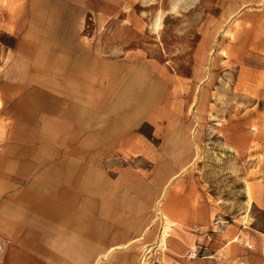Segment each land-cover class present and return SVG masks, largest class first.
<instances>
[{
  "label": "rangeland",
  "instance_id": "rangeland-1",
  "mask_svg": "<svg viewBox=\"0 0 264 264\" xmlns=\"http://www.w3.org/2000/svg\"><path fill=\"white\" fill-rule=\"evenodd\" d=\"M263 5L0 0V98L8 91L1 83L19 69L40 66L44 80L66 83V76L50 72L69 70L52 63L65 56L70 67L82 60L75 81L97 82L86 90L71 88L69 96L60 91L64 101L38 121L3 113L0 99V264H19L22 257L34 262L32 254L40 260L50 252L20 248V242L33 245L38 231L48 230L35 226L31 198L39 191L35 178L51 177L54 162L66 173L77 170L67 169L68 162H86V174L120 184L117 210L137 216L139 232L112 250L117 264H189L211 253L220 262L236 257L235 250L221 249L231 241L264 255ZM106 65L117 70L111 90L99 74ZM143 69L144 83L131 88ZM150 81L158 87L155 96ZM83 91L90 98L86 105L72 103ZM139 109L146 115L136 116ZM107 204L112 210L114 200ZM103 261L96 257L90 264Z\"/></svg>",
  "mask_w": 264,
  "mask_h": 264
},
{
  "label": "crops",
  "instance_id": "crops-1",
  "mask_svg": "<svg viewBox=\"0 0 264 264\" xmlns=\"http://www.w3.org/2000/svg\"><path fill=\"white\" fill-rule=\"evenodd\" d=\"M258 13L263 17L264 5L258 9ZM10 23L11 20H9ZM235 24H239L238 21H235L233 26ZM260 25L262 26L260 34L264 35V18ZM41 49H45L44 43H42ZM52 63L57 67L69 66L66 73L57 71L58 73L55 75V71L50 70L51 73L54 72L55 77L63 78L66 76L68 82L58 83L55 80V82H52L46 78L44 80L39 74L42 73L40 72V66H36L40 68V71L37 68L29 72L26 69H19L18 76H12L13 80L1 83L2 90L8 89L7 92L1 91L2 97L0 99H3L6 108L3 109V113L6 110L8 114L12 113L13 117L17 115L15 119L38 121L42 118L43 112L53 111V108H49L50 106L59 105L64 101L63 97L58 96L60 91L61 94L66 91L69 96V93H73L71 88L86 90V88L97 85V82L95 84L91 81L88 83L81 77L79 81H75L78 79L75 76L78 73L77 69L82 66V60L80 59L76 58L71 62L72 69L70 58L67 56L56 59ZM101 71L99 74H103L109 80L110 90L113 87L115 88V84H117L116 68L106 65L101 68ZM144 72H146L144 69L137 71L132 81L129 82L132 84H130L131 88L133 86L135 89L138 84L144 83L145 76L143 74L146 75ZM54 76L52 77L55 78ZM72 79L74 80L71 81ZM152 82L148 83V89L154 92L158 87L152 89L150 85ZM9 89L15 90V94H10L11 90ZM130 92H132L131 89ZM85 93L86 91H83L82 97L79 95L71 97L72 103L78 104L82 101L86 105V99L90 100V98L84 97ZM156 93L154 92L152 95L155 96ZM104 101H107V99H104ZM84 110L86 111L85 108ZM76 112L78 114V110ZM136 113H138L135 114L136 116L139 114L145 116L147 110L142 109L140 113L137 110ZM135 115L134 121H136ZM48 127L51 128L52 125H48ZM53 128L54 126L51 129ZM73 163L68 162L65 167L69 170L77 168L75 171L72 170L66 173L64 172V166H59V163L54 162L50 169L54 168L55 171L50 170L51 172H49L54 173L51 177H48V173H45L40 174V176L37 175V178H35V185L39 188V191L35 188V196L31 198L36 201L35 217L38 219L34 223L36 227L41 225L47 227L48 230L38 231L41 234L38 236L40 240H35L33 245H30L32 241L22 240L20 243L24 244L20 245V248L44 249L50 250V252L42 253L40 260L35 257L38 256L37 253L32 254L29 252L30 254L27 253L26 255H34V262L22 257L19 264H90L96 257L104 258L102 264H117L114 261L117 254H114L112 250L128 244L134 240V235L139 232L137 216L123 217L122 213L117 210L116 200L122 201L120 184L105 177L97 180L92 172L86 174V162L79 164L82 166H70ZM30 167L36 166L30 164ZM162 168H165V164ZM162 175L166 176L165 173H162ZM50 186L51 188L48 190ZM109 199L114 200V204L109 206V209L112 210H107V200ZM164 210L166 211V207H164ZM221 249L225 253L227 250L231 253L235 250L236 252L233 254L237 255L236 257L232 254L230 257L225 255L219 262L216 260L218 253H211L204 261L198 259L190 261L189 264H264V255L250 253L243 244L238 245L231 241ZM167 258L169 263L174 262V259L170 256H167Z\"/></svg>",
  "mask_w": 264,
  "mask_h": 264
},
{
  "label": "bare ground",
  "instance_id": "bare-ground-1",
  "mask_svg": "<svg viewBox=\"0 0 264 264\" xmlns=\"http://www.w3.org/2000/svg\"><path fill=\"white\" fill-rule=\"evenodd\" d=\"M167 234L163 235L162 243L165 244Z\"/></svg>",
  "mask_w": 264,
  "mask_h": 264
},
{
  "label": "built area",
  "instance_id": "built-area-1",
  "mask_svg": "<svg viewBox=\"0 0 264 264\" xmlns=\"http://www.w3.org/2000/svg\"><path fill=\"white\" fill-rule=\"evenodd\" d=\"M195 253V252H194Z\"/></svg>",
  "mask_w": 264,
  "mask_h": 264
}]
</instances>
